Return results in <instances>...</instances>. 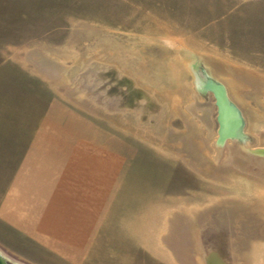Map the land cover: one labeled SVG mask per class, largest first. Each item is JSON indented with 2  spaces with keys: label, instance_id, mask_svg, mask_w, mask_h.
Here are the masks:
<instances>
[{
  "label": "rangeland",
  "instance_id": "rangeland-1",
  "mask_svg": "<svg viewBox=\"0 0 264 264\" xmlns=\"http://www.w3.org/2000/svg\"><path fill=\"white\" fill-rule=\"evenodd\" d=\"M200 70L242 120L224 146ZM37 145L84 148L80 177L112 183L103 225L163 264H264V166L244 153L264 152V0H0V198L23 159L66 156ZM8 230L0 249L36 264Z\"/></svg>",
  "mask_w": 264,
  "mask_h": 264
},
{
  "label": "crops",
  "instance_id": "crops-1",
  "mask_svg": "<svg viewBox=\"0 0 264 264\" xmlns=\"http://www.w3.org/2000/svg\"><path fill=\"white\" fill-rule=\"evenodd\" d=\"M42 146L31 147L28 153L57 152L66 156L50 163L40 162L39 158L23 159L16 165L9 193L6 188L2 189L0 198V225L30 244L34 263L163 264L165 259L151 257L150 249L144 244L122 238L116 226L103 225V213L107 210L105 202H109L107 188L112 183L101 180L99 184L91 185L87 184L86 177H80L86 169L81 171L72 165H80L81 161L85 163L84 148L71 151L62 147L61 150L47 151ZM54 163L58 166L55 167ZM24 169L32 171L29 177L17 174ZM70 169L72 172H68ZM75 170L78 173L73 172ZM107 170L111 175L114 168ZM25 185H33L35 189L27 190ZM211 255H207L208 260Z\"/></svg>",
  "mask_w": 264,
  "mask_h": 264
},
{
  "label": "water",
  "instance_id": "water-1",
  "mask_svg": "<svg viewBox=\"0 0 264 264\" xmlns=\"http://www.w3.org/2000/svg\"><path fill=\"white\" fill-rule=\"evenodd\" d=\"M198 74L199 76L196 77L200 90L210 93L213 98L215 122L217 124L216 143L220 145L226 140H235L239 135L242 120L236 108L230 104L224 86L206 76L202 70ZM0 264L20 263L11 261L0 251Z\"/></svg>",
  "mask_w": 264,
  "mask_h": 264
},
{
  "label": "bare ground",
  "instance_id": "bare-ground-1",
  "mask_svg": "<svg viewBox=\"0 0 264 264\" xmlns=\"http://www.w3.org/2000/svg\"><path fill=\"white\" fill-rule=\"evenodd\" d=\"M197 84V83H196ZM227 141V140H226ZM225 141V142H226ZM232 141H234V140H232ZM225 142H223L222 144H220V145H223L224 146V143ZM243 152V151H242ZM235 153V152H234ZM244 153H245V156H246V159H248L250 162H254L255 161V163H258V165L260 166V167H262V166H264V152L263 151H255V152H252V151H250V150H248V148H245L244 149ZM219 155V154H218ZM237 155V154H236ZM240 155V154H239ZM238 155V156H239ZM241 158V157H240ZM247 161V160H246ZM248 162V161H247ZM233 163V166L235 165L236 167H238V168H241V167H243V166H241L240 167V165H242V163L243 162H240V161H238V162H236V161H233L232 162ZM246 163V162H245ZM231 164V163H230ZM249 168V167H248ZM242 170V169H241ZM206 257V259H207V255L205 256ZM204 257V258H205ZM210 259L208 260L209 261V264H219L220 262H219V260L217 259V258H215L213 255H212V257H209ZM215 258V259H214Z\"/></svg>",
  "mask_w": 264,
  "mask_h": 264
}]
</instances>
